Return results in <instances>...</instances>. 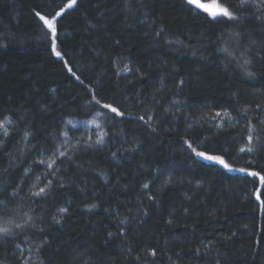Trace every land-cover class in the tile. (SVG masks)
Returning <instances> with one entry per match:
<instances>
[{
	"label": "trees",
	"instance_id": "obj_1",
	"mask_svg": "<svg viewBox=\"0 0 264 264\" xmlns=\"http://www.w3.org/2000/svg\"><path fill=\"white\" fill-rule=\"evenodd\" d=\"M199 2L0 0V264H264V3Z\"/></svg>",
	"mask_w": 264,
	"mask_h": 264
},
{
	"label": "snow or ice",
	"instance_id": "obj_2",
	"mask_svg": "<svg viewBox=\"0 0 264 264\" xmlns=\"http://www.w3.org/2000/svg\"><path fill=\"white\" fill-rule=\"evenodd\" d=\"M77 0H71V3L67 4L65 7L68 9H71L74 5H76ZM187 3L189 5H195V7L197 9H202L204 12L208 13V15L210 17H212L214 20L217 19L218 17H225L228 19H234L235 17L233 16V13L229 10L228 6H223L220 7L218 5H213V6H208L206 4L200 3L199 0H187ZM64 13V8H61L59 11H57L55 13L54 16H52L51 18H46L45 15L41 14L40 12H36L35 15L39 18L40 21L43 22V25L51 32L52 36L54 37V39L52 40V51L55 54V56L57 57H61V52L57 51V45H56V39L55 37H57V23H58V18L62 16V14ZM244 63L247 65L248 63H250V61L245 60ZM67 67V65H65ZM72 70L69 68V72H71ZM125 71H127V68H125ZM74 75V73H73ZM249 75H252V73L250 72ZM77 79H79V77H77ZM97 104L100 103L99 100L96 101ZM104 108H110L111 112L116 113L117 115H122V113H120L117 108L115 107H111L108 104H104L103 105ZM217 116L220 115V113L216 114ZM3 125L0 124V127H2ZM28 133H25V137H27ZM251 140V137L249 138ZM98 143L101 141H97ZM187 143V141H186ZM189 147L192 148V145L189 144ZM249 152H251L253 149L251 147H249L247 149ZM192 151L195 153V155L197 157H201L206 161H211V162H215L219 165H221L223 168L225 169H229L232 170L229 166L228 163L225 162V160L223 158H221L218 155H207L205 152L203 151H197L195 148H192ZM241 151H244V149L242 148ZM240 171H244L243 169H241ZM249 175L251 176H256L258 175L256 172H250ZM262 182H264V177H261ZM145 187H147V185H145ZM45 191L44 188H40L38 192H34L33 195H40L41 193H43ZM257 199L259 200L260 197L257 196ZM61 212H64L65 209H60ZM9 231V229L6 228H0V232L7 234Z\"/></svg>",
	"mask_w": 264,
	"mask_h": 264
},
{
	"label": "rangeland",
	"instance_id": "obj_3",
	"mask_svg": "<svg viewBox=\"0 0 264 264\" xmlns=\"http://www.w3.org/2000/svg\"><path fill=\"white\" fill-rule=\"evenodd\" d=\"M260 1H263L262 3H264V0H260Z\"/></svg>",
	"mask_w": 264,
	"mask_h": 264
}]
</instances>
